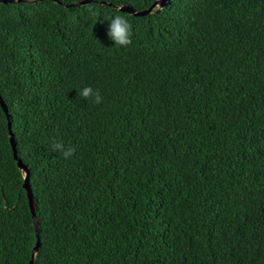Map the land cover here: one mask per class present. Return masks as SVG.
<instances>
[{
    "label": "trees",
    "instance_id": "16d2710c",
    "mask_svg": "<svg viewBox=\"0 0 264 264\" xmlns=\"http://www.w3.org/2000/svg\"><path fill=\"white\" fill-rule=\"evenodd\" d=\"M154 1L0 2V264H264V0Z\"/></svg>",
    "mask_w": 264,
    "mask_h": 264
},
{
    "label": "water",
    "instance_id": "95a60500",
    "mask_svg": "<svg viewBox=\"0 0 264 264\" xmlns=\"http://www.w3.org/2000/svg\"><path fill=\"white\" fill-rule=\"evenodd\" d=\"M15 1H35V0H0V2L3 3H7V2H15ZM59 4H63L62 2L58 1V0H53ZM90 2V0H80V1H76L73 2L71 4H63L64 6H78V5H84L86 3ZM169 3V0H155L151 6H149L148 8L142 9V10H135L132 6H127V5H120V6H116L119 10L121 11H126L128 13L134 14V15H145L148 14L150 12L153 11H158L161 8H163L164 6H166ZM0 105L3 108L4 112L7 114V106L5 105L4 101L2 100L1 96H0ZM8 117V114H7ZM8 129H9V141L13 150V156L17 162V166L19 167V169H21L23 171L24 174V181H23V188L26 191V196L28 198V204H29V208L34 220V226L36 228V230L38 231V221L36 218V214H35V203H34V198H33V192L31 190L30 184H29V169L27 168V166L25 164H23L22 160L20 158L17 157L16 154V143L14 140V134L11 131V126H10V122H8ZM40 243H39V238H37V242L36 245L33 248V252H32V257H34V255L36 254L38 247H39ZM29 264H34L33 260L31 259L29 261Z\"/></svg>",
    "mask_w": 264,
    "mask_h": 264
},
{
    "label": "clouds",
    "instance_id": "9594fccd",
    "mask_svg": "<svg viewBox=\"0 0 264 264\" xmlns=\"http://www.w3.org/2000/svg\"><path fill=\"white\" fill-rule=\"evenodd\" d=\"M109 28L108 36L114 41L115 45L121 47H126L132 43V25L129 20L122 15H115L113 18L109 19ZM79 95L84 99H92L96 104L102 102V96L99 93V90H94L91 86L84 87L79 91ZM53 151L61 152L65 158L70 157L74 149L69 147L65 150V147L62 143L53 142L52 144Z\"/></svg>",
    "mask_w": 264,
    "mask_h": 264
}]
</instances>
